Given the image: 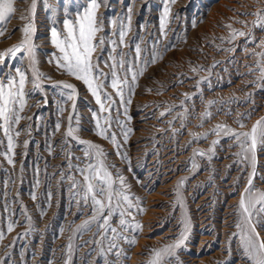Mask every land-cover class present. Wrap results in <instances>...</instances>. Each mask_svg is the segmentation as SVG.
Masks as SVG:
<instances>
[{
  "label": "rangeland",
  "instance_id": "374dc122",
  "mask_svg": "<svg viewBox=\"0 0 264 264\" xmlns=\"http://www.w3.org/2000/svg\"><path fill=\"white\" fill-rule=\"evenodd\" d=\"M87 3L88 0H37L33 19L37 67L51 78L41 80L39 89L31 82L26 53L0 65V81L14 76L17 67L28 76L27 105L20 112L19 123L11 126L14 153H8V139L0 129V232L4 233L0 239V262L150 264L153 250L175 243L184 230V221L188 220L185 243L176 250L175 256L165 255L161 264H177V257L179 264H251L243 253L236 224L240 219L239 200L248 187L253 169L250 161H241L236 156L240 149L234 139L223 134L217 136L214 129L225 125L237 132L248 131L257 120L264 118V77L261 76L264 27L257 26L260 23L257 13L264 19V0H243V8L235 14L221 12L219 0H176L170 5L166 36L160 33L159 22L167 0H102L97 16L103 20L104 30L98 37L116 39L110 22L116 20L119 24L125 20L130 7L131 31L125 38L126 46L117 51L127 54L128 61L145 69L138 76L134 90L125 89V100L131 99L125 115L124 106L110 87V70L104 63L100 64V69L109 76L102 80L107 85L102 89V98L103 93H108L116 101L111 111L113 123L109 135H116L119 148L110 139L96 134L92 113L96 112L101 123L109 113H100L86 86L56 67L55 57L59 52L50 42L51 28L62 30L66 15L75 19ZM30 5L31 0H14L17 11L4 25L6 32L0 37V52L23 38L20 29L27 20L21 16L27 14ZM234 32L245 35L233 39ZM136 44L142 49L141 60L135 59ZM110 48L108 44L104 60ZM154 53L162 58L151 63ZM96 55L101 53L97 51ZM145 60L149 61L147 65ZM62 82L71 83L77 89L75 112L73 101L61 95L68 90L53 87ZM60 103L65 108L63 113L58 111ZM70 115L72 127L79 128L78 139L103 149L104 156L100 159L112 176L113 188L126 190L132 200L134 207L129 210L132 215L124 218L140 223L142 230L122 231L119 211L111 218L110 226L128 239L135 237V245L120 239L115 241L117 247L110 249L113 235L110 230L105 234L97 222L89 223L88 228L81 227L91 221L93 205L90 195L84 199L86 187L79 169L98 161L94 154L85 156V145L66 137ZM57 123L59 131L55 127ZM240 123L245 127L241 128ZM121 124L133 129L127 143ZM217 140L219 143L213 145ZM196 152L205 155H194ZM7 155L13 156V164L8 163ZM120 177L124 178V189H121ZM253 192H264V147L257 150ZM10 222L14 228L8 232ZM254 222L264 238V215L254 217Z\"/></svg>",
  "mask_w": 264,
  "mask_h": 264
},
{
  "label": "snow or ice",
  "instance_id": "6c2138e0",
  "mask_svg": "<svg viewBox=\"0 0 264 264\" xmlns=\"http://www.w3.org/2000/svg\"><path fill=\"white\" fill-rule=\"evenodd\" d=\"M176 0H167L160 17L159 28L162 36H166V28L169 23V16L171 15L170 5L174 4ZM102 0H88L87 5L83 11L76 13L75 19L67 18L63 19L62 30H57L53 27L50 30V42L58 50L59 56L55 57V64L59 70L63 73L74 78L77 81H81L87 88V91L95 99L96 104L99 106L100 113H109L101 123V119L97 116L96 112L92 113V118L95 121L96 134L103 139H110L112 145L119 148V143L115 134L109 135L110 126L113 123L111 117V111L116 101L108 93H103L102 89L107 85L102 83V80L109 79L108 74H105L100 69V64L104 63L110 70V87L115 92V95L119 97L120 104L124 106V114H127V104H131V99L125 100V89L129 92L134 90L137 85L138 76H142L145 69L140 68L138 65L132 64L127 60V54L118 52L117 49L125 45V38L128 32L131 31V11L128 8L129 15L125 20H121L118 24L116 20H112L110 25L115 31L112 32L116 39H109L106 36H99L98 34L103 32L104 24L103 20L97 16V12L101 7ZM47 7V5H45ZM37 7V0H31V5L26 15H22L21 19L27 20V23L20 29L23 33L21 41L8 48L5 51L0 52V65H3L8 59H16L18 54L26 53L31 67L32 84L33 87L39 89L41 87L40 81L51 79L47 77L37 67V46L34 43V36L36 32L33 19L35 16ZM17 11L14 7V0H0V37H3L6 32V23ZM54 11V9H53ZM257 18L260 23L258 27H264V19H261L260 13H257ZM195 26V25H193ZM227 27H231L228 25ZM244 32H234L233 39L236 36H244ZM264 45V42H261ZM110 44L111 48L107 52V60H104L103 54L105 53L106 46ZM167 47V46H166ZM99 51L101 55L97 56ZM135 59L141 60L142 49L139 44L135 45ZM162 58L159 53H154L151 56V63H155L157 59ZM108 61H111L109 64ZM145 65L149 61H143ZM136 69V70H134ZM195 70V69H194ZM15 75L8 76L4 81H0V129L3 130L5 136L8 139V153H14V142L11 133V126L18 124L21 116L20 112L24 110L27 105L25 92V86L28 82V76L24 70L17 67L14 69ZM130 74V80H129ZM261 76L264 77V69L261 71ZM53 87H59L67 92H62V96H66L67 101H73L72 110L76 111L75 100L78 97L76 87L71 83H57ZM58 111L63 113L65 108L63 104H58ZM164 115V113H161ZM73 116L68 117L69 125L66 132V137L73 140H77L79 144L85 145V156L91 157L93 154L97 158L96 164H88L86 168L79 169L84 175L86 192L84 199L87 200L88 196H91V203L93 205V216L91 221L85 222L81 227L88 228L89 223L97 222L105 234L110 230L112 235V242L109 248L117 247L115 241L123 239L130 245H135L137 240L135 237L128 239L123 236L121 232H118L116 228L110 226L111 218L119 211V225L121 230H127L129 228L132 231L142 230L140 223H131L126 220L125 216H131L129 211L134 207L132 200L127 194L126 190H115L113 188V180L111 174L108 172L107 167L100 157L104 156L103 149L99 145H96L90 141L78 139L77 133L79 128L72 127ZM77 125L79 119L76 120ZM119 124V120L116 121ZM56 130L59 131L60 124H56ZM123 129V139L127 143L129 134L133 132V129L121 124ZM240 127L244 128L245 125L240 123ZM214 134L220 136L230 137L234 139L237 147L240 149L236 153V156L241 161H250L253 173L249 175L248 187L245 189L243 195H241L238 205V215L240 219L236 224V228L239 230L241 246L245 257L251 261V264H264V238H262L256 229L254 217L264 215V192H253V179L255 174V168L257 164V150L260 147H264V118L257 120L256 123L248 131H234L225 125H217L214 129ZM19 135V133H16ZM219 141H213V145L218 144ZM27 147V142L25 143ZM212 151V149H210ZM194 155L204 156V152H196ZM9 164H13V156L7 155ZM195 167V163H193ZM87 173V174H85ZM121 189L125 188V181L123 177L119 178ZM183 184V181L180 182ZM76 186V182L73 181V187ZM50 196V194H49ZM179 196V193H177ZM35 199V196H33ZM115 201V204L113 203ZM139 201L137 200V206ZM142 212L143 209H140ZM134 220V217H133ZM13 223H9L7 226L8 232L13 231ZM189 230V221H184V230L181 232L179 238L175 243L168 245L160 250H153V259L150 264H161V260L165 255L175 256L176 250L180 249L187 239ZM4 233L0 232V239H3ZM71 250V244H69V251ZM120 253L118 252L117 255ZM2 264V262H0ZM177 264H179V257H177Z\"/></svg>",
  "mask_w": 264,
  "mask_h": 264
},
{
  "label": "bare ground",
  "instance_id": "6f19581e",
  "mask_svg": "<svg viewBox=\"0 0 264 264\" xmlns=\"http://www.w3.org/2000/svg\"><path fill=\"white\" fill-rule=\"evenodd\" d=\"M187 1H189V0H187ZM242 2H243V0H219V4H218V7H219V9L221 10V12H225V14H227V13H232V14H235L237 11H239L240 10V8H243V7H241V5H242ZM185 4V3H184ZM206 9V8H205ZM219 10V11H220ZM253 11V10H252ZM204 12V11H203ZM217 14V13H216ZM254 14V13H253ZM222 15V14H221ZM236 16H237V14H236ZM237 24V23H236ZM250 24V23H249ZM208 25V24H207ZM249 26V25H248ZM259 30V29H258ZM261 34V33H260ZM41 38V37H40ZM259 38V37H258ZM44 39V38H43ZM257 41V40H256ZM42 42H44V41H42ZM238 47V46H237ZM252 48V47H251ZM250 49V48H249ZM221 51V50H220ZM219 51V52H220ZM211 54V53H210ZM236 55V54H235ZM242 56H244V55H242ZM227 57V56H226ZM240 57V56H239ZM241 59V58H240ZM252 64V63H251ZM230 67V66H229ZM248 67V66H247ZM231 68V67H230ZM231 70V69H230ZM226 71V70H225ZM232 71V70H231ZM243 71V70H242ZM238 72V71H237ZM220 73V72H219ZM206 74V73H205ZM222 75V74H221ZM225 75V74H224ZM8 76V75H7ZM206 78V77H205ZM203 79V78H202ZM216 79V78H215ZM227 79V78H226ZM212 80V79H211ZM233 80V79H232ZM243 80V79H242ZM250 80V79H249ZM208 81H209V79H208ZM222 82V81H221ZM247 83V82H246ZM217 84V83H216ZM214 85V84H213ZM230 85V84H229ZM247 85V84H246ZM244 86H245V83H244ZM219 89V88H218ZM219 93V92H218ZM246 93V92H245ZM254 93H256V92H253V94ZM233 94V93H232ZM258 94V93H257ZM183 95V94H182ZM247 95V94H246ZM201 96V95H200ZM257 98V97H256ZM198 99V98H197ZM237 99V98H236ZM193 100V99H192ZM186 101V100H185ZM199 101V100H198ZM191 102V101H190ZM209 102V101H208ZM207 102V103H208ZM264 102V101H263ZM180 103V102H179ZM178 103V104H179ZM257 103V102H256ZM233 104V103H232ZM246 104V103H245ZM184 105V104H183ZM195 105V104H194ZM201 105V104H200ZM196 106V105H195ZM256 106V105H255ZM230 107V106H229ZM259 108V107H258ZM257 109V108H256ZM195 110H196V108H195ZM244 110V109H243ZM154 111V110H153ZM192 111V110H191ZM226 111V110H225ZM241 111V110H240ZM184 112V111H183ZM182 113V112H181ZM253 113V112H252ZM232 114V113H231ZM192 116V115H191ZM146 117V116H145ZM149 117V116H148ZM176 119V118H175ZM188 121V120H187ZM190 122H192V121H190ZM169 124V123H168ZM153 125V124H152ZM155 131V130H154ZM181 133V132H180ZM145 134V133H144ZM152 134V133H151ZM163 135V134H162ZM178 136V135H177ZM32 138V137H31ZM159 139V138H158ZM184 140V139H183ZM41 141V140H40ZM40 144V143H39ZM145 145V144H144ZM141 147V146H140ZM61 148V147H60ZM137 148V147H136ZM171 149V148H170ZM132 152V151H131ZM181 153V152H180ZM138 154V153H137ZM220 154V153H219ZM179 156V155H178ZM182 156H184V155H182ZM164 157V156H163ZM175 157V156H174ZM179 158V157H178ZM183 158V157H182ZM181 158V159H182ZM139 159V158H138ZM175 159V158H174ZM177 159V158H176ZM180 159V160H181ZM173 160V159H172ZM165 162H167L166 160H164ZM175 161V160H174ZM162 163V162H161ZM164 163V162H163ZM178 163V162H177ZM170 164V163H169ZM154 165V164H153ZM156 165V164H155ZM158 165H159V163H158ZM161 165V164H160ZM163 165V164H162ZM150 166V165H149ZM154 167V166H153ZM162 167V166H161ZM211 167V166H210ZM171 168V167H170ZM159 169V168H158ZM169 169V168H168ZM173 169V168H172ZM177 169V168H176ZM156 169H154V171H155ZM164 170V169H163ZM165 171V170H164ZM171 171V170H170ZM176 171V170H175ZM174 171V172H175ZM214 172V171H213ZM170 173V172H169ZM223 174V173H222ZM176 175V174H175ZM174 176V175H173ZM161 177V176H160ZM166 177V176H165ZM167 178H168V176H167ZM172 178V177H171ZM218 178V177H217ZM171 180V179H170ZM210 180V179H209ZM157 180H155V182H156ZM167 181V180H166ZM154 182V183H155ZM170 182H172V181H169V183ZM153 183V182H152ZM150 185V184H149ZM165 185V184H164ZM168 185V184H167ZM225 185V184H224ZM151 186V185H150ZM162 186V185H161ZM160 186V187H161ZM171 186V185H170ZM212 186V185H211ZM199 187V186H198ZM163 188H164V186H163ZM166 189V188H165ZM230 189V188H229ZM167 190H169L168 188H167ZM163 191H165V190H163ZM245 191V190H244ZM156 192V191H155ZM154 192V193H155ZM241 192V191H240ZM160 193V192H159ZM148 194H150V193H148ZM153 194V193H152ZM151 194V195H152ZM157 194H158V192H157ZM156 194V195H157ZM171 194V193H170ZM198 194V193H197ZM155 195V196H156ZM167 195H168V193H167ZM190 196V195H189ZM228 196V195H227ZM203 197V196H202ZM154 198V197H153ZM158 198V197H157ZM156 198V199H157ZM159 198H161V197H159ZM152 199V198H151ZM157 202V201H156ZM149 203V202H148ZM152 203V202H151ZM157 204V203H156ZM159 204V203H158ZM156 206V205H155ZM151 207V206H150ZM157 208V207H156ZM155 208V209H156ZM158 209H160V208H158ZM227 210H230V209H227ZM153 211V210H152ZM159 211V210H158ZM155 212H157V211H155ZM226 212V211H225ZM206 213V212H205ZM154 214V213H153ZM215 214V213H214ZM227 214V213H226ZM230 214V213H229ZM151 215V214H150ZM208 215V214H207ZM210 215H211V213H210ZM231 215V214H230ZM153 216V215H152ZM205 216V215H204ZM213 216V215H212ZM227 216V215H226ZM233 216V215H232ZM225 217V216H224ZM201 218V217H200ZM207 218V217H206ZM231 219H232V217H231ZM153 220V219H152ZM212 220V219H211ZM151 221V220H150ZM149 221V222H150ZM205 221V220H204ZM208 221V220H207ZM152 222V221H151ZM176 222V221H175ZM202 222V221H201ZM209 222V221H208ZM229 222H230V220H229ZM204 223V222H203ZM231 223H232V221H231ZM227 224V223H226ZM155 225V224H154ZM204 225H205V223H204ZM151 226H153V225H151ZM203 226V225H202ZM230 226V225H229ZM150 227V226H149ZM158 227V226H157ZM224 227H225V225H224ZM227 228V227H226ZM219 229V228H218ZM210 230V229H209ZM208 231V230H207ZM149 232V231H148ZM175 232V231H174ZM198 232H200V231H198ZM205 232V231H204ZM203 233V232H202ZM200 234V233H199ZM166 235V234H165ZM202 234H200V236H201ZM204 235H205V233H204ZM227 235V234H226ZM162 236V235H161ZM207 236H209V235H207ZM204 237V236H203ZM211 237V236H210ZM145 238V237H144ZM150 238V237H149ZM214 238V237H213ZM204 239V238H203ZM202 239V240H203ZM205 239H206V237H205ZM208 239V238H207ZM143 242V241H142ZM201 242V241H200ZM207 242V241H206ZM205 243V242H204ZM203 243V244H204ZM227 243V242H226ZM201 244V243H200ZM235 248V247H234ZM198 252H199V250H198ZM143 254V253H142ZM144 256V255H143ZM211 257V256H210ZM230 258V257H229ZM54 259V258H53ZM196 259V258H195ZM202 259H204V258H202ZM198 261V260H197ZM200 262V261H199ZM198 263V262H197Z\"/></svg>",
  "mask_w": 264,
  "mask_h": 264
}]
</instances>
